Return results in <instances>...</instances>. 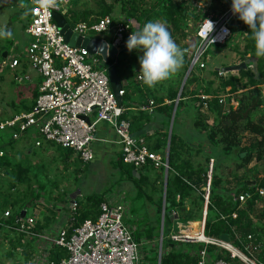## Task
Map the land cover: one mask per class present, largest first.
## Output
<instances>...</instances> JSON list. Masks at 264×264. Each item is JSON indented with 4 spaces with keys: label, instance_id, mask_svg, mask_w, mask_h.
<instances>
[{
    "label": "built area",
    "instance_id": "built-area-1",
    "mask_svg": "<svg viewBox=\"0 0 264 264\" xmlns=\"http://www.w3.org/2000/svg\"><path fill=\"white\" fill-rule=\"evenodd\" d=\"M176 1L190 15L186 21L190 31H186L184 40L188 44L194 43L190 50H185L190 60L191 74L206 69L208 52L212 47L233 42L239 36L238 31L240 36H245L243 24H240L238 17L243 11L253 9L258 0ZM69 5L70 0H31V19L25 32L32 42L24 52L15 53L14 50L4 61V66L15 69L25 59L41 79L38 97L30 112L0 121V135L8 136L16 143L31 139L37 149L50 144L70 150L74 157L89 163L95 160L97 127L101 123H107L118 137L125 164L136 170L148 166L169 172L167 155L151 151L145 138L132 134L131 121L123 119L126 108H120L117 104L110 87L107 68L101 67L102 59L85 49L66 43L53 14H63L73 34L83 39L100 38L107 41L110 47L117 50L118 55L129 47V43L137 44L138 32L133 29V21L118 14L75 22L69 12ZM1 34L4 32L0 28ZM227 74L225 71L220 72L219 77ZM16 80L22 84L31 79L29 75H23L17 76ZM138 80L143 81V75ZM229 92L219 97V103L227 109H236L238 102L235 103L232 98L236 94ZM125 94L123 89L120 95L124 97ZM199 98L206 107L207 102L214 99L204 95ZM155 107L154 101H151L146 110L153 111ZM4 155V151L0 150V157ZM259 192L264 196V190ZM79 197L82 200V196ZM251 198V193L238 196L243 205ZM208 200L209 193L206 195L207 203ZM126 205L123 196L113 191L105 195L96 221L89 219L75 226L81 210L76 198L70 201L65 225L40 231L37 229L36 216L29 215L27 210H24L25 216H17L14 223L9 225L13 213L7 210L0 213V226L37 245V251L31 253L26 264H141L152 258L156 250L157 264H160L159 255L164 254L163 239L137 242L126 223ZM233 218L236 219L237 214H233ZM201 236H204V229L202 234L193 236V239L177 232H173L170 238L174 242L213 245L217 248L218 255H223V258L209 260L205 247L199 252V260L193 264H230L228 257L232 261L239 260L242 264H263L254 256L256 248L239 247L231 241L226 243L221 239L202 240ZM16 250L21 254L23 252L21 248ZM58 250L65 252L66 257L53 260V254ZM225 252L228 255H224Z\"/></svg>",
    "mask_w": 264,
    "mask_h": 264
},
{
    "label": "trees",
    "instance_id": "trees-1",
    "mask_svg": "<svg viewBox=\"0 0 264 264\" xmlns=\"http://www.w3.org/2000/svg\"><path fill=\"white\" fill-rule=\"evenodd\" d=\"M115 3H120L119 14L125 15L127 18L133 21L135 25L133 29L139 32L141 35L140 42L143 43H154L153 36L149 34H144V30L150 28L155 18L162 16L164 23L166 24V29L158 31L155 34L157 40L165 35L166 40H170L173 36L180 35L182 39H186V33L183 28H187L186 21L190 18L187 10L180 5L176 0H114ZM154 2L150 6V9H146L150 2ZM31 7V6H30ZM30 7H28L27 13L30 14ZM113 8L108 7L102 10L100 17L110 16ZM160 11L155 14L154 11ZM91 13H84L74 17L75 22L89 21ZM238 21L243 24L242 31L245 34L246 50L242 57H246L251 54L254 58L253 61H248L246 63V70L239 72L240 77H219L218 72L213 74L218 78L219 83L217 84L216 90H211L209 87L204 90L206 95L213 96V100L207 102L208 111L212 113L215 117L214 125L209 126L203 119H199L195 123L196 127L200 130L206 131L207 139L211 143L214 153V157H208L205 165L195 166L191 160L183 158L184 148L181 147L180 142H178L177 136L173 133L171 137V147L169 155V165L170 172L167 182L166 190V203L169 205L166 208V218H165V228H164V238H163V249L164 254L161 258V264H193L199 260V252L203 248H207L209 260H217L223 258V255H218L217 248L213 245L206 244H184L182 242H174L171 240L170 236L173 233L174 222L171 221V215L176 214L180 222H191L199 221L202 218L201 209H203V204L205 200V188L208 183V169L210 160L214 159V168L211 179V189L209 194L208 202V214L205 223L204 234L207 238L221 239L222 236L228 235L230 241L236 246L244 247L250 246L251 248H256L254 251L257 259L264 264V205L260 215V219L255 221L251 216L258 205L264 204V196L260 195V190H264V178H260V171L258 172L257 167L252 170L255 173L254 183L249 185L248 182H243L239 185L235 194L230 196L223 187L225 180L219 173L218 165V155L231 156L238 151L236 157V169L238 171L245 170L248 172L249 166L255 161L258 164L264 163V95L261 87L264 86V0H258L255 2V7L249 9L248 11H243L239 17ZM163 39V37H162ZM156 41V40H155ZM142 43V44H143ZM231 43V42H230ZM229 43V44H230ZM135 46V43H129V47L121 52L120 57L117 58L119 62L118 71L120 78L122 80V67L126 60L133 62L137 60L138 54L136 50L141 48V45ZM228 45V44H226ZM220 46V45H217ZM187 50V49H186ZM183 56V61L181 63L182 69L185 73L188 72L190 66V60L187 58V54H181ZM187 55V56H186ZM116 61L111 60L108 63V67L115 65ZM130 77H135V72L133 68H127ZM192 72L187 82L183 88L181 98L191 95L192 97L197 95L196 92H189L188 87L198 81L199 77ZM185 76V75H184ZM184 81V80H183ZM183 82L180 81L177 90L168 89V97L163 98L159 96L154 97L155 105H158V110L160 112L168 111L169 117H171L170 112L175 105L179 91L181 89ZM132 87H124L126 94L123 97V105L126 99L131 97L130 89ZM173 88V87H172ZM227 89H230L231 94H237L241 92L238 99L239 106L227 109L223 104L219 103V97L227 93ZM140 96L148 95L150 90L146 86L135 85L134 88ZM149 96H153L150 93ZM38 97V91H36L35 100ZM196 97V96H195ZM168 99L172 102V106L163 105L164 100ZM198 101L196 98L194 102ZM182 101H180V104ZM179 104V105H180ZM35 105V101L33 106ZM163 105V106H162ZM28 108L26 111L30 112L33 108ZM126 112L123 119H128L131 121V132L136 136L137 131L144 134V136L149 135L147 132L146 124L149 123L150 116L149 113H139L137 115L129 114ZM247 134L251 137L250 143L243 146L244 135ZM148 138L145 137L147 141ZM6 145L1 147V150L5 152L6 147H14L13 144L16 142L8 140ZM148 144V142H147ZM155 147L154 152L159 153L160 147ZM216 145H221L222 148L218 149ZM58 150L65 155V159L73 162H83L82 160L74 157L73 151L63 150L57 147ZM150 148V147H149ZM221 152L220 154L218 152ZM90 163V162H89ZM113 168L120 171L121 180H127V182L134 183L136 185L135 196L133 200L139 202L142 207H145L146 199L151 201L150 197L144 192V186L148 185V179L142 177L138 179L133 171L135 168L131 165H127L123 162L122 157L112 162ZM6 169V175H12L14 184L10 185V191L16 193L18 188L25 186L30 189L29 194L18 193L17 195H12V193L0 192V213L10 210L13 213V217L8 222L9 225L14 223L15 218L22 216V212L27 210L35 215V210L38 206H41V202H50L47 198H44L42 193H46L45 185L38 180L40 176V167L34 166L32 163L16 161L11 158V155L5 154L0 157V169ZM251 171V170H250ZM236 174V173H235ZM5 175V174H4ZM258 177V178H257ZM113 192V190H111ZM116 192V191H115ZM108 193V192H107ZM117 193V192H116ZM242 193H251L252 198L248 200L244 205L238 200V196ZM119 194V193H118ZM105 194H95L88 197H78L81 210L79 216L76 219L75 226L84 223L86 220L96 221L100 216V205L104 201ZM196 195V196H195ZM135 197V198H134ZM179 198V199H178ZM57 199H53L56 201ZM163 199L159 202L151 201V205L155 209L158 216L161 217L163 212ZM58 201V200H57ZM65 203L67 201H64ZM188 205L190 207H188ZM48 209V208H47ZM44 210V208H43ZM133 215H137L139 211L138 208H134ZM47 212V213H46ZM44 212V216L47 214L54 215L53 209H48ZM169 213V215H168ZM233 214H237V218H233ZM45 216L43 221L44 226L38 227L37 229L43 230L46 226L51 225L54 220V216ZM213 217V218H212ZM128 222V221H127ZM149 219L145 216V222L138 223L135 225L136 230H133V235L137 242L155 241L160 236V227H151L149 225ZM136 222L134 221L133 224ZM40 223L39 225H41ZM145 229L142 230L143 225ZM0 230L6 231L2 226ZM251 237V239H249ZM227 253L225 252L224 255ZM228 255V254H227ZM66 257V253L62 251H56L53 254V260H59ZM151 261L157 263L158 252L157 250L153 252ZM227 260L230 264H242L239 260ZM27 262V261H26Z\"/></svg>",
    "mask_w": 264,
    "mask_h": 264
},
{
    "label": "rangeland",
    "instance_id": "rangeland-1",
    "mask_svg": "<svg viewBox=\"0 0 264 264\" xmlns=\"http://www.w3.org/2000/svg\"><path fill=\"white\" fill-rule=\"evenodd\" d=\"M146 2H148V0ZM149 2L150 4L145 7L146 9H150V6L154 4L152 1ZM30 6L31 0H0V28L3 30L5 29V31H7L9 28L14 29L13 35L10 37H5L2 34L0 35L1 49L5 47L6 49L11 50L14 48L21 53L24 52L31 44L32 39L25 32L31 19L30 14L27 13L28 7ZM111 6L113 8L111 15H118L121 4L115 3L114 0H70L69 12L72 15V18L84 13H91L89 18L92 19L99 18L102 10ZM159 12L160 11L158 10L154 11L155 14ZM163 19L164 18L162 16H157L150 28L144 30V34L146 33L154 37V43L147 42L141 45V48L136 50V54H138L137 60H133V62H124L125 64L123 69L125 68L124 70L127 72V68H133L136 75L141 73V75H143L144 79L146 80V82L144 81L145 84H149L155 90H162L163 94L160 97L166 98L169 95L168 89L171 86L173 87H171V89L177 90L179 82H183V80H185L187 73H185L182 69L181 63L183 61V56L181 54L185 53V49L190 50V47L192 48L194 43L188 44L186 40L182 39V37L178 35L180 33H178L176 36H173L170 40H166L165 35L162 36L163 39L161 37V40H157V38H155V34L160 30L166 29V24L164 23ZM183 30L185 33L186 31H190L189 28H183ZM238 34L239 36L236 38L237 41L234 40L228 44L226 48L218 49V51L214 54V56H216L214 61H206L207 67L205 70L220 68L221 66L228 67L232 65H238L237 63L246 60L242 57L246 50V41L244 40L245 36H240V31H238ZM103 38L106 37L103 36ZM215 49L216 46L211 48L212 51ZM30 74L36 75L37 73L30 68ZM20 75L21 73H19V70L13 71V69L9 67L3 71H0V121L10 119L15 115L22 114L23 112H27L26 110L31 108L34 104L36 88L35 84H30L31 82L33 83L34 80L32 79L33 81L30 80L19 84L16 80V77ZM202 76H204V80L210 78L206 72H204ZM131 81L133 83V80ZM218 83L219 81L217 80V84ZM129 102H132V100L130 98L126 99L125 106H127ZM175 132H177V125H175ZM3 137L7 142H9L8 140H10V138L8 136ZM195 138L198 139L197 134H195ZM250 139L251 137L249 135H244L243 143L248 145L250 143ZM33 143L34 142L31 139H23L13 144V148L7 146L4 153L11 155L13 160L32 163L34 166L41 168V173L38 177V180L45 185L46 193L42 194L44 198H47L49 201L54 202L53 199H57L58 202L67 201L66 205L62 204L64 207H66L70 204L69 200L76 199L79 197V195H82L86 198L95 194L101 195L105 193L107 194V192L112 193L111 190L114 192L116 191L117 193H120L119 191H125L128 194L130 193L129 191H132L133 196H135L136 185L131 182H127V180L120 181V171L113 168L112 160L109 157L97 159L90 163L85 162L86 164L82 162H70L69 160L67 161L65 159V155H62L56 146L47 145L45 148L41 147L37 149ZM216 146H218V149L222 148L221 145ZM200 150L201 149H198V154L196 153L197 155L194 153L192 154V156L195 158L193 161L195 166L205 165L208 157H210L209 154H203V152H200ZM200 153L203 155L200 156ZM218 153L220 154L221 152L219 151ZM237 154L238 151H236V153L231 156H224L221 154L218 155V171L219 173L221 172V176L225 180L223 187L225 188L226 192L230 194V196L235 194L241 183L246 182V180H256L255 173L252 172L254 167H257L258 172L260 171V178H264V163L258 164L253 162L251 166H249L248 172L245 170L238 171L236 169ZM5 171L7 170L4 168L0 169V192H2L3 195H6L4 193H10V185L14 184L12 175L7 176ZM208 172L210 173L209 169ZM150 175L148 176V185L144 186V192H146V194L150 197L151 201L159 202L160 199H163L162 201L164 205L165 195L163 177L157 174L154 176ZM29 190L30 189L26 188L25 186H21L18 188L16 193H11L13 196L17 195V192L29 194ZM151 201L146 199V202H143L146 204L145 207H142L139 202H135L134 200L131 201L133 204L130 202V207L126 205L127 211L130 210V212L135 207H139L137 215H133V221L136 222L133 226L138 223L145 222V216L148 217L150 221L149 225L151 227L154 228L161 226L163 212L161 217L158 216L155 209L153 208V205H151ZM205 202L206 200H204V203ZM263 205L264 204H260L255 208L254 213L251 216V218H253L255 221L260 219ZM188 207L190 206L188 205ZM204 211L205 208L201 209V212L204 213ZM32 212L33 210L29 212V215L32 214ZM34 216H36V213ZM62 217L65 218L64 215ZM126 223L131 226L132 220H129ZM177 223H179V221ZM187 223H195V225H197L202 224L203 221L199 220ZM58 224H61V220H58ZM145 226L146 225L144 224L142 230L145 229ZM159 238L160 237H158V239ZM8 242L9 239L7 237L4 238V240H1L0 238L1 255L6 256L9 247ZM184 244L192 245L197 243ZM254 256H256L255 253ZM141 264L157 263L151 261V259H148Z\"/></svg>",
    "mask_w": 264,
    "mask_h": 264
},
{
    "label": "crops",
    "instance_id": "crops-1",
    "mask_svg": "<svg viewBox=\"0 0 264 264\" xmlns=\"http://www.w3.org/2000/svg\"><path fill=\"white\" fill-rule=\"evenodd\" d=\"M5 1H9V0H5ZM6 28H9V27H6ZM2 31L4 32V34H2V35H4L6 37L5 29L4 30L2 29ZM13 32H14V29L12 28L10 36L13 35ZM142 43L143 42H140V40H139V42L136 45L138 46L139 44H142ZM227 46L228 45L216 46V49L214 51H212L210 49L208 52V60L207 61L208 62L214 61V59L216 58V56H214V54L218 51V49L226 48ZM14 50H15L14 48L11 50L6 49L5 47L3 49L0 48V59H1L0 71H3V70L8 68V67L4 66V61H6V59L10 55L13 54L12 52ZM4 53L7 54L6 57L3 56ZM15 53H18L17 50H15ZM118 57H120V55H118ZM253 60H254V58L252 57L251 54H249L246 57V60L239 62L237 64L247 63L248 61H253ZM127 61L128 60H126L125 62H127ZM206 67H207V62H206ZM226 68H227V66H221L220 68H213L211 70H209V69L208 70H197L195 72V75L197 77H199L198 81L188 87V90L191 93L197 91V95H195L196 97L195 96L192 97L191 95H187V97L182 99L181 95H182L183 90L180 93V91H181V89H180V91H179L180 95L178 94L177 100L175 101V105L172 108L173 110L170 112L171 117H169L168 116L169 112L168 111L160 112V110H158V107H159L158 105H156V107L153 109V111L146 110L150 106V102L154 101L155 96L160 97L163 94L162 90H155L149 84L146 85L145 79L143 81H139L138 77L141 75L140 72H139L140 73L139 75L135 74V77L131 78L130 75L128 74V71L126 72V70H124L125 68L123 69V67H122V76L121 77H122L123 87H125V86L128 87V83H129V86L132 87L130 89V92H131L130 99L132 100V102H129V104L127 106H125V104H124V108H126V112H130L129 114L132 113V115H137L141 112L146 113V114L149 113V116L151 114L149 123H144L145 121H142V124H146V126H147V129H148L147 132L149 133L148 137L144 136V134L139 133L138 131L136 133V136L148 138L147 142H148V146L150 147L151 150H153L155 147L159 146L160 143H162V145L160 147H158L160 149V151H158V152L160 154H164L165 156L167 155L168 162H169L168 156L170 155V147H171V137H172L173 133L177 136L178 142H180L181 147L184 148V151H183V158L184 159H189L194 164L193 161L195 160V158L192 156V154L194 153L195 155H197L198 149H201L200 152H203V154L207 153V155L209 154L211 157H214L215 156L214 153H217V151H213L211 143L207 139V134L205 133L206 131H203V130H200L199 128H197L195 123L199 119H203L209 126L214 125V119H215L214 115L208 111V104H207V107L204 106V102L202 99L199 98V96L204 95V96L213 97L212 96L213 93L211 95H206L204 90L207 89L208 87L213 91L216 90L218 79L213 73L218 72V74H219L220 72H224V71L227 72ZM15 70H19V73H21L20 76L29 75L31 81L34 80V82L33 83L31 82L30 84H35L36 91H38V85L40 84L41 79L38 76V74H36V75L30 74V66H29V63L25 59L22 60L20 62V64L15 69H13V71H15ZM204 72L208 73V75L210 77L207 80H204V76H202V74ZM239 75H240L239 72H233V73H228L225 77H235L236 78V77H239ZM123 79H124V81H123ZM131 80H133V83ZM186 82H187V80H186ZM137 84H139L140 86H143V85L146 86L150 90L148 95H144L141 97L140 94L134 90L135 85H137ZM261 90L263 91V95H264V86L261 87ZM229 91H230V89H227V92H229ZM150 93H152L153 96H149ZM239 97H240V95L238 93L232 97L235 103L238 102ZM195 98L198 101L194 102ZM180 101H182L181 104H180ZM229 101H231V99H229ZM163 105L172 106V102L169 101L168 99H165ZM238 106H239V102H238L237 107ZM199 117H201V118H199ZM175 125H177V132H175ZM195 134L198 135V139L195 138ZM2 137L3 136L0 135V145H1L0 150H1V147L3 145H6V142H7L6 139H4V137L3 138ZM47 145H50V144H45L43 146V148H45ZM243 145L245 146L244 143H243ZM94 150H95V160L102 159L105 157H109L113 162V161H116L117 159H119L120 157H122V151H121L120 146L118 145V137H117L116 133L114 132V130L112 129V127L110 125H108L107 123H101L97 127L96 142L94 143ZM185 150H187V151H185ZM203 154L200 153V156H202ZM204 156H206V155H204ZM214 163H215L214 159H211L210 164H209L210 173H208V183H207V187L204 189L205 190L204 191L205 192V200H206V195L208 193L210 194L211 179H212V174H213ZM255 163H257V162H255ZM134 171H137V175H135V176L138 179H140L141 176L148 179V176L150 174H152L150 176H154L156 174L159 176H162L163 177V184H164L165 203H166V190H167L166 185L168 182L170 171L167 172L164 169H155L153 167H148V166L144 167L142 169H139V170L135 169ZM167 173H168V178L166 181V174ZM261 178H263V177H261ZM246 182H248L249 185L254 183L253 181H250V180H246ZM123 183H127V182H123ZM119 192H120L119 194L121 195V197L123 196L128 207H130L131 203L133 204V202H131V201H133V198H132L133 192L129 191L130 192L129 194L126 193L125 191H123V192L119 191ZM69 201H71V200H69ZM208 202H209V200H208ZM44 203L45 202H41L42 205L38 206L35 210L38 227L45 225L44 222H42L45 216H48V215L51 216V214H47L44 216V212H46L48 209L54 210L55 213H54V215H52V216H54V220L51 222V225L46 226L43 230H41V229H38V230H40V231H46L47 230L48 231V230L53 229L56 226L65 225L67 222V215H68V211H69V206L67 205L66 207H64L63 205H66V203L64 201L58 202L57 200L54 202H52V201L47 202L46 201V203L45 204ZM43 208H44V210H43ZM204 208H205V211H204V213H202V218H201L203 223L197 224V225H195V223L190 224L187 222H180V220L178 219V216L176 214H172L171 215V221L175 223V225L173 226V232H175V233L176 232L192 233V232H197L199 230L202 232L203 229H205V223H206L207 214H208V203L207 202H205L203 204V209ZM205 212H206V214H205ZM63 215L65 216V218L62 217ZM58 220H61V224H58ZM129 220H132V225L131 226L129 225L131 230L132 231L136 230V227L133 226L134 221H133V211L132 210H131V212H130V210L127 211L126 222ZM178 221H179V223H177ZM40 223H42V224L39 225ZM160 236H161V226H160ZM6 237L9 239V242H8L9 247H8V251H7L6 256L1 255V252H0V257H1L0 264H26V261L29 262V260L31 258V253L37 251V245L32 240H28V239L24 240L22 237L17 236L16 234L12 233L9 230L3 231V233L0 230L1 240H4V238H6ZM18 248H21L23 250L22 254H21V252L18 253V250H16ZM2 254H4V253H2Z\"/></svg>",
    "mask_w": 264,
    "mask_h": 264
},
{
    "label": "water",
    "instance_id": "water-1",
    "mask_svg": "<svg viewBox=\"0 0 264 264\" xmlns=\"http://www.w3.org/2000/svg\"><path fill=\"white\" fill-rule=\"evenodd\" d=\"M54 21L56 24L59 26L61 29V33L64 36V40L66 43H68L70 46L76 47V48H82L87 50L91 55H98L102 59V68H107V76L110 82V87L111 90L115 96V99L117 101V104L120 108L123 107V97L120 95L121 91L124 89L122 80L119 75L118 71V66L119 62L117 61L118 58V52L114 47H110L107 41H104L100 38H86L83 39L82 37L77 36L76 34H73L72 30L70 29V26L66 20V18L63 16V14L60 13H54L53 14ZM12 28H9L6 31V37H9L11 34ZM141 38L140 33L138 32L136 34V42L138 43ZM6 53H4V57H6ZM113 60L116 61L115 65L112 67H108V63ZM247 65L246 63L238 64V65H233L229 66L226 68V71L228 73H233V72H240L242 70H246ZM191 68H189L187 75L185 77V80L182 84L181 91L182 92L186 80L190 74ZM180 95V94H179ZM169 157V156H168ZM134 175H137V171L133 172ZM168 178V173L166 174V181ZM167 187V185H166ZM169 205H167L164 201V206H163V218H162V224H161V236L160 238L163 239L164 235V227H165V218H166V208ZM26 213L25 211L22 212V216H25ZM169 215V213H168ZM221 240L228 243L230 242V238L228 235H224L221 237ZM160 257V264H161V258H162V253L159 255Z\"/></svg>",
    "mask_w": 264,
    "mask_h": 264
},
{
    "label": "bare ground",
    "instance_id": "bare-ground-1",
    "mask_svg": "<svg viewBox=\"0 0 264 264\" xmlns=\"http://www.w3.org/2000/svg\"><path fill=\"white\" fill-rule=\"evenodd\" d=\"M205 230V229H204ZM178 234H186V235H189L190 236V238L191 239H193V236H195V235H198V234H202V232L201 231H198V232H192V233H178ZM201 239L202 240H207L208 238L205 236V234H204V236H201ZM162 248H163V246H162ZM163 252H164V249H163ZM163 256V255H162Z\"/></svg>",
    "mask_w": 264,
    "mask_h": 264
}]
</instances>
